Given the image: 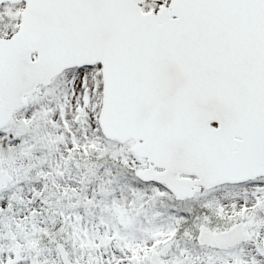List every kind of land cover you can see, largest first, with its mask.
<instances>
[{
	"label": "snow or ice",
	"instance_id": "1",
	"mask_svg": "<svg viewBox=\"0 0 264 264\" xmlns=\"http://www.w3.org/2000/svg\"><path fill=\"white\" fill-rule=\"evenodd\" d=\"M0 264H264V0H0Z\"/></svg>",
	"mask_w": 264,
	"mask_h": 264
}]
</instances>
